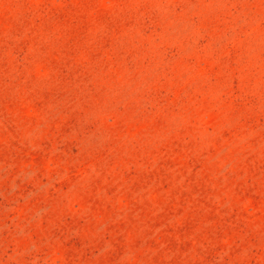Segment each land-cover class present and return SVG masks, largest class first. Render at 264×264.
Wrapping results in <instances>:
<instances>
[{"label":"rangeland","instance_id":"rangeland-1","mask_svg":"<svg viewBox=\"0 0 264 264\" xmlns=\"http://www.w3.org/2000/svg\"><path fill=\"white\" fill-rule=\"evenodd\" d=\"M0 264H264V0H0Z\"/></svg>","mask_w":264,"mask_h":264}]
</instances>
